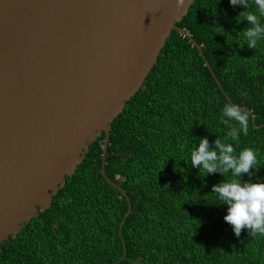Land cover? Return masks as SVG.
I'll use <instances>...</instances> for the list:
<instances>
[{
  "label": "trees",
  "instance_id": "trees-1",
  "mask_svg": "<svg viewBox=\"0 0 264 264\" xmlns=\"http://www.w3.org/2000/svg\"><path fill=\"white\" fill-rule=\"evenodd\" d=\"M245 10L194 1L178 25L215 74L191 38L173 30L112 123L106 173L117 186L103 173V132L52 206L3 243L0 264H264V235L244 229L237 237L224 220L228 205L212 189L225 177L190 164L199 138L224 141L221 110L232 102L256 117L233 142L237 154L258 153L259 171L243 180L264 178V41L257 49L244 43L248 23L237 17Z\"/></svg>",
  "mask_w": 264,
  "mask_h": 264
},
{
  "label": "water",
  "instance_id": "water-1",
  "mask_svg": "<svg viewBox=\"0 0 264 264\" xmlns=\"http://www.w3.org/2000/svg\"><path fill=\"white\" fill-rule=\"evenodd\" d=\"M194 1L0 0V250L52 206L103 132V173L117 186L106 173L112 123L173 30L215 74L178 25Z\"/></svg>",
  "mask_w": 264,
  "mask_h": 264
},
{
  "label": "clouds",
  "instance_id": "clouds-1",
  "mask_svg": "<svg viewBox=\"0 0 264 264\" xmlns=\"http://www.w3.org/2000/svg\"><path fill=\"white\" fill-rule=\"evenodd\" d=\"M229 3L246 9L237 17L238 23L245 19L248 23L240 33L249 48L257 49L264 41V0H229ZM183 5L184 0H177L178 9ZM253 7L255 11L249 10ZM221 118L229 129L224 141L217 138L213 146L207 137L199 138L198 145L190 152V164L207 175L220 173L225 177L213 185L212 192L221 204L228 205L224 220L237 237L244 229L250 236L264 235V178L243 180L244 174L251 178L255 175L253 169L259 171L258 153L246 147L237 154L233 144L239 143L241 133L247 136L251 114L240 104L228 102L221 110ZM229 173L231 179L226 178Z\"/></svg>",
  "mask_w": 264,
  "mask_h": 264
}]
</instances>
